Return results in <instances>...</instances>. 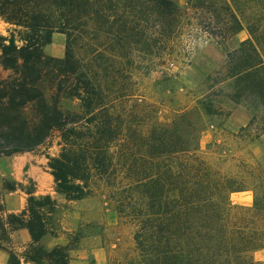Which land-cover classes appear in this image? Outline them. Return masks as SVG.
<instances>
[{
	"label": "trees",
	"instance_id": "obj_1",
	"mask_svg": "<svg viewBox=\"0 0 264 264\" xmlns=\"http://www.w3.org/2000/svg\"><path fill=\"white\" fill-rule=\"evenodd\" d=\"M93 1L0 0V18L23 29L18 40L14 33L0 36V67L9 72L0 77V157L33 151L57 133L58 153L48 166L56 192L67 201L91 197L96 180L118 193L122 186L116 187L117 178L124 175L128 183L123 187L140 193L142 211L125 213L131 202L121 194L116 208L138 227L134 240L141 264H261L251 254L264 249V168L246 165L249 170L237 180L199 156L204 116L212 113L206 99L162 125L155 120V108L135 98L128 78L127 117L142 109V131L121 121L114 109L121 98L118 82L100 76L94 50L85 60L79 57L72 34L76 18ZM143 4L142 55L150 61L165 59L180 8L172 0ZM189 5L198 26L225 51V75L214 85L231 90L226 97L248 105L249 124L264 129V0H189ZM121 23L124 29L127 21ZM123 29L109 34L116 44L125 38ZM244 30L248 38L226 49ZM54 32L66 36L61 59L43 53ZM245 190L252 192V205L232 206L230 194ZM55 213L49 196L30 194L26 211L0 217L6 264H69L73 247L46 249L41 244L59 230ZM21 228L32 242L18 253L7 244L10 233Z\"/></svg>",
	"mask_w": 264,
	"mask_h": 264
},
{
	"label": "rangeland",
	"instance_id": "obj_2",
	"mask_svg": "<svg viewBox=\"0 0 264 264\" xmlns=\"http://www.w3.org/2000/svg\"><path fill=\"white\" fill-rule=\"evenodd\" d=\"M172 1L180 8V22L168 34L165 59L152 58L150 61L142 55L143 0L93 1L94 6L83 11L75 20L72 34L79 47V57L85 60L90 49L95 51L100 76H114L113 79L118 82L117 91L121 98L114 104L115 112L121 115V121L134 124L139 132L142 131V109L127 117L131 104L127 99L128 78L133 83L135 98L151 104L156 110L155 120L162 125H170L178 113L193 108L203 99L208 100L212 113L204 116L205 127L198 138V154L213 168L240 180L249 170L246 165L264 168V129L262 125L249 124L252 112L248 105L234 103L226 97L231 90L221 89V84L214 85V80L225 75V51L198 26L189 0ZM100 14H104L108 20L99 17ZM121 20L127 21L124 29ZM118 29L125 31V38L122 37L116 44L118 41L109 34H117ZM22 31V28L0 18V36L8 37L14 33L18 40V32ZM247 38L246 30L240 32L227 43L226 49L236 48ZM65 41V35L54 32L43 53L63 58ZM17 44L20 45V42L17 41ZM8 75L9 72L0 67V77L6 78ZM47 140L43 145H56L59 136L55 133ZM124 177L121 174L117 178L119 184L116 187H122L115 194L111 186L95 181L91 196L94 202L79 210L82 217H87L70 235L69 245L83 251L77 254L71 250L69 264H141V252L134 240L138 227L116 208V199L121 194L131 202V209L125 213L142 211L140 193L133 188L123 187L128 183ZM136 198L140 201H136ZM229 201L232 206H251L252 192H234L230 194ZM90 217L92 221H89ZM61 218L62 211L58 209L54 214L57 226H60ZM83 237H92V241L86 243V250L79 248ZM251 256L255 262L264 264V249L252 252Z\"/></svg>",
	"mask_w": 264,
	"mask_h": 264
},
{
	"label": "crops",
	"instance_id": "obj_3",
	"mask_svg": "<svg viewBox=\"0 0 264 264\" xmlns=\"http://www.w3.org/2000/svg\"><path fill=\"white\" fill-rule=\"evenodd\" d=\"M57 147V144L48 143L30 152L0 157V217L6 218L9 214L17 215L26 211L30 194L34 197L49 196L56 203V212L58 209L62 211L57 234L48 235L41 241L46 249L69 245L72 231L85 217H82V212L79 210H83L85 205H91L94 202L91 200L92 197L79 201H67L62 194L56 192L48 163L49 158L58 153ZM89 219L92 221L93 218ZM9 238L10 242L7 246L14 248L18 253L32 242L26 228L11 232ZM88 241H92V237H83L79 248L86 250ZM73 251L80 254L83 250L73 249ZM8 256L6 251L0 249V264H6ZM21 264L30 263L22 262Z\"/></svg>",
	"mask_w": 264,
	"mask_h": 264
}]
</instances>
